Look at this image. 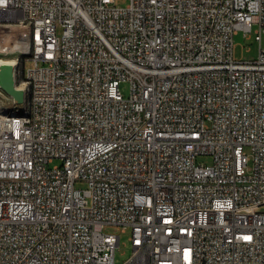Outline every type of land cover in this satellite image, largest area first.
Listing matches in <instances>:
<instances>
[{
    "label": "built area",
    "instance_id": "2783aa9c",
    "mask_svg": "<svg viewBox=\"0 0 264 264\" xmlns=\"http://www.w3.org/2000/svg\"><path fill=\"white\" fill-rule=\"evenodd\" d=\"M115 1L0 0L38 32L35 108L0 103V264H264V0Z\"/></svg>",
    "mask_w": 264,
    "mask_h": 264
},
{
    "label": "rangeland",
    "instance_id": "374dc122",
    "mask_svg": "<svg viewBox=\"0 0 264 264\" xmlns=\"http://www.w3.org/2000/svg\"><path fill=\"white\" fill-rule=\"evenodd\" d=\"M129 0H116L115 5L120 7H125ZM256 28V25L252 26V30ZM32 30L27 23L21 22L16 19V21H1L0 22V59L6 62H12L14 59L19 58L21 61L26 58V55H21L20 52L24 46H28L29 39L31 37ZM234 55L239 58L251 59L257 56L259 45L254 41V34L250 33V36L245 39L242 35V31H239L234 35ZM260 47L264 48V33L260 37ZM24 69L33 66V62L30 59L24 60ZM21 72V73H20ZM16 78V86L25 87L26 78L22 71H20ZM25 84V85H24ZM23 91V90H22ZM120 91L124 96L128 95V84L122 83L120 85ZM15 100L13 97L9 96L0 88V103L2 104V109L11 106ZM16 103V102H15ZM198 160L203 162H209L210 157L201 156ZM57 161H54L56 163ZM84 182H76V187H84ZM119 233V232H118ZM129 229H125L124 232H120L119 235V246L115 250V261L121 262L126 259L131 253V247L128 242Z\"/></svg>",
    "mask_w": 264,
    "mask_h": 264
},
{
    "label": "bare ground",
    "instance_id": "6f19581e",
    "mask_svg": "<svg viewBox=\"0 0 264 264\" xmlns=\"http://www.w3.org/2000/svg\"><path fill=\"white\" fill-rule=\"evenodd\" d=\"M16 21V19H8V18H0L1 21ZM21 22L27 23L31 28V20L29 19H17ZM32 34L29 39L28 46H24L21 55H26L22 61L19 58L14 59L12 62H6L0 59V74L6 71L7 66H11L14 71V77L16 78L17 74L22 71L24 74V60L30 59L32 54H38V32L36 28H31ZM21 73V72H20ZM26 78L25 87L16 86L23 90L24 99L21 103H18L14 98L15 102L5 109H2L4 114H6V119L14 122H23L25 120V113H31L32 109L35 108V97H33L34 93V82L32 81L31 76H27L24 74Z\"/></svg>",
    "mask_w": 264,
    "mask_h": 264
},
{
    "label": "water",
    "instance_id": "95a60500",
    "mask_svg": "<svg viewBox=\"0 0 264 264\" xmlns=\"http://www.w3.org/2000/svg\"><path fill=\"white\" fill-rule=\"evenodd\" d=\"M0 88L18 103L23 101V91L16 87L14 71L11 66H7L6 71L0 74Z\"/></svg>",
    "mask_w": 264,
    "mask_h": 264
}]
</instances>
